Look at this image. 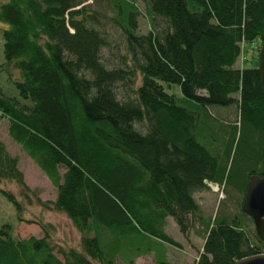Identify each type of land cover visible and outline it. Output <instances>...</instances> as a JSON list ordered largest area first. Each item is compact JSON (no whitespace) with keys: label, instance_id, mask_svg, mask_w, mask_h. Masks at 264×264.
Wrapping results in <instances>:
<instances>
[{"label":"trees","instance_id":"1","mask_svg":"<svg viewBox=\"0 0 264 264\" xmlns=\"http://www.w3.org/2000/svg\"><path fill=\"white\" fill-rule=\"evenodd\" d=\"M91 1L109 9L122 30L127 71L102 63L106 43L98 29L106 16L87 0L0 3V22L7 24L3 70L19 72L18 98L0 87V118L55 189L54 200L36 197L37 204L62 213L79 235L78 247H66L51 240L41 220L40 237L17 238L1 224L0 264H133L155 242L180 248L165 231L167 218L183 237L196 230L202 242L194 264H233L264 253V241L243 221L205 219L193 198L206 183L233 184L236 214L250 219L240 203L248 177L264 166V105L258 46L249 57L244 50L260 40L264 0H148L151 28L141 34L133 2ZM240 57L251 66L236 67ZM136 74L133 95L119 100L115 84ZM173 85L177 93L167 91ZM232 105L237 119L220 132L207 108ZM235 152L238 165L229 162ZM7 180L28 198L17 159L0 140V181ZM0 193L21 220L19 201ZM124 240L136 241L129 255ZM161 255L156 264H168Z\"/></svg>","mask_w":264,"mask_h":264},{"label":"rangeland","instance_id":"2","mask_svg":"<svg viewBox=\"0 0 264 264\" xmlns=\"http://www.w3.org/2000/svg\"><path fill=\"white\" fill-rule=\"evenodd\" d=\"M4 1L5 0H0V3ZM129 1L133 2L138 10L136 32L138 34L146 33L151 28L145 10L148 0ZM91 2V0H87L88 4H91ZM92 7L100 11V13L104 12L106 16L105 19L100 21L102 26H99L98 29L106 43L100 50V59L102 63L107 68L122 67L125 71H127L130 64L128 58L126 57L122 30L117 25H114L109 19V17L112 16L109 9L95 5H92ZM155 21L160 23L158 19ZM5 28H7V24L0 22V87L4 95L18 98L13 81L19 77V72L16 70H13L12 72L9 71L10 75L8 76L7 72L3 70V67H5L6 64L2 52L3 41L1 33ZM259 44L260 40H257L253 45L247 44L244 50L245 56L249 57V53H251L249 51L251 49L254 54L256 52H254L255 47L256 45L259 47ZM241 59L242 58L240 57L237 60L235 64L236 67L251 66L249 60H246L241 64ZM124 62L127 64L125 65ZM130 79L131 81H125V83L119 82L115 84L114 91L119 100H124L128 96L133 95V90L139 83V76L136 74L135 78L132 76ZM176 90L177 87L174 85L171 86L169 90L167 89L168 92L174 93H177ZM235 108V105L228 107L209 106L207 111L213 118L214 127L220 132H229L231 125L237 119ZM7 124L8 123L5 118H0V140L3 142L8 153L11 156L16 157L17 168L21 171L24 183L28 187L29 192L27 193L28 198H26L23 195L22 190L15 182L8 180L0 181V189L10 191L21 205V220H18L13 204L0 193V225H9L11 227L12 235L17 238H25L28 236L40 237L42 233L39 225L37 224V220H41L42 222L49 223L48 232L53 242L66 247H78L79 235L65 216L60 212L45 210L35 201L36 197L41 201L54 200L55 189L41 170L32 162V160L24 154L14 141L9 138L7 135ZM134 126L138 130H142L140 123L135 124ZM239 134H242V126L237 124L236 137H238ZM239 140H241L240 137ZM220 161H223V158H221ZM231 161L233 164L238 165L240 161L239 154L236 152L235 154L233 153L229 162ZM235 190L236 189L233 184L221 186V192L219 193H214L210 188H207L194 193L193 198L200 205V213L205 219H212L217 214L221 215V217H225L226 219H230L233 215V218L243 221V224L246 225L244 226L245 230L252 231L254 228L250 219H245L244 217L239 218V215L236 214L239 212L237 207L239 206L237 205L239 195ZM197 227L198 224H195V228ZM165 231L180 245V248H171L163 245L162 249H160L168 264H193L192 259L196 256V253L198 254L201 247V240L194 234V231L196 230L191 228L188 236L183 237V235L178 232L176 225L171 220H168ZM135 243L136 241L134 244ZM133 245L129 240H124L122 250L124 249V253L129 255L128 252L134 250ZM115 263L124 264L118 259H115Z\"/></svg>","mask_w":264,"mask_h":264},{"label":"water","instance_id":"3","mask_svg":"<svg viewBox=\"0 0 264 264\" xmlns=\"http://www.w3.org/2000/svg\"><path fill=\"white\" fill-rule=\"evenodd\" d=\"M259 84L264 105V19L258 47ZM264 157V149L262 151ZM240 210L246 214L253 225L257 237L264 241V166L260 175H250L240 203ZM233 264H264V253L240 258Z\"/></svg>","mask_w":264,"mask_h":264},{"label":"crops","instance_id":"4","mask_svg":"<svg viewBox=\"0 0 264 264\" xmlns=\"http://www.w3.org/2000/svg\"><path fill=\"white\" fill-rule=\"evenodd\" d=\"M168 220H171V219L170 218H167V223H168ZM146 244H149V241L148 240H146L144 242V246H146ZM162 246L163 245H161L159 242H155V245L152 246V252H150L149 254L148 253H145V254H142L140 256H137L134 259L133 264H156V261H158V260H156V258H158V259H161L162 258L161 251H160V249H162ZM166 246H168V245H166ZM168 247H171V246H168ZM196 257H197V253H196V256L193 257V259H192L193 264L195 262Z\"/></svg>","mask_w":264,"mask_h":264},{"label":"built area","instance_id":"5","mask_svg":"<svg viewBox=\"0 0 264 264\" xmlns=\"http://www.w3.org/2000/svg\"><path fill=\"white\" fill-rule=\"evenodd\" d=\"M206 184L213 192H216V193L220 192L221 186L214 184V183H206Z\"/></svg>","mask_w":264,"mask_h":264},{"label":"flooded vegetation","instance_id":"6","mask_svg":"<svg viewBox=\"0 0 264 264\" xmlns=\"http://www.w3.org/2000/svg\"><path fill=\"white\" fill-rule=\"evenodd\" d=\"M261 173V172H260ZM260 175V174H259Z\"/></svg>","mask_w":264,"mask_h":264}]
</instances>
